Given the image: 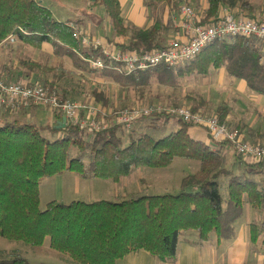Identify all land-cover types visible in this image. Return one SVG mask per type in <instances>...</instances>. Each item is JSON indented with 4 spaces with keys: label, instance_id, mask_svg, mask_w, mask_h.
I'll use <instances>...</instances> for the list:
<instances>
[{
    "label": "trees",
    "instance_id": "1",
    "mask_svg": "<svg viewBox=\"0 0 264 264\" xmlns=\"http://www.w3.org/2000/svg\"><path fill=\"white\" fill-rule=\"evenodd\" d=\"M88 1L90 7L105 8L116 37L128 35L120 0ZM146 3L151 8L168 5L177 12L182 0H146ZM208 3L202 23H212L224 7L239 4L243 11L252 10L247 0H208ZM73 24L58 20L38 0H0V43L11 35L35 48L50 43L56 56L71 58L77 69L98 71L120 84L135 87H147L151 78L161 83H178L191 74L206 75L213 68L223 67L229 76L245 79L250 89L264 94V49L255 38L218 40L204 48L195 60L178 66L162 64L141 72H125L110 63L101 70L90 67L88 58L97 52L84 48L74 37ZM166 29L156 21L150 28L133 31L121 46L131 51L163 47ZM19 63L27 77L41 68L28 58L20 59ZM44 85L59 91L54 81H45ZM92 94L103 105L109 102L102 90L95 88ZM60 96L68 99L65 92ZM201 103L193 108L199 109ZM228 112L226 106L219 107L215 115L226 122ZM62 119L63 114L57 113L56 120L44 124L17 119L0 121L1 237L33 246H41L49 238L53 249L79 264H116L140 250L166 262L177 258L182 233L196 232L197 243L213 235L231 239L246 202L258 210L264 209V184L253 177L264 171V160L247 162L246 172L236 173L235 166L243 160L234 152L235 162L227 167L222 148L229 142L193 138L189 133L193 124L174 114L161 111L139 116L137 120L151 119L155 129L154 123L161 119L164 124L176 119L179 127L155 136L148 132L137 134L132 126L126 142L119 134L124 129L119 122L90 130L69 121L63 126ZM176 157L199 162L196 171L181 178L178 192L130 194L123 199L92 202L51 200L45 208L40 206V183L44 178L71 171L86 178L119 181L139 167H167ZM251 228L255 240L262 231L258 224H252ZM0 264L32 263L14 253L1 258Z\"/></svg>",
    "mask_w": 264,
    "mask_h": 264
},
{
    "label": "crops",
    "instance_id": "2",
    "mask_svg": "<svg viewBox=\"0 0 264 264\" xmlns=\"http://www.w3.org/2000/svg\"><path fill=\"white\" fill-rule=\"evenodd\" d=\"M38 1L52 10L50 7L52 3L46 4L44 0ZM50 1L52 2V0ZM247 1L251 4L252 10L243 11L238 4L235 7H231L232 12L249 15L254 18H264V0ZM120 3L122 7L121 15L125 25L129 27L128 35L124 38L116 37L113 28L110 29L103 24L105 22L104 15L98 12L99 16L97 14L93 17V21L96 23L94 24L96 26L94 29L97 30V33L103 35L99 37L103 43H112L117 47L123 48L121 43L128 40L131 32L150 28L156 21H160L167 27L163 31L162 36L164 43L183 33L181 27L183 16L181 12L174 11L168 5L161 4L158 7L151 8L147 5L146 0H120ZM182 3L192 6L200 20L205 18L209 8L208 0H182ZM224 8L221 9L220 15L225 12ZM65 22L71 23L72 21ZM90 33L93 35L91 31ZM24 49L25 44L16 35L8 36L0 43V78L10 81H37L41 73L40 70L44 66L42 62L44 55L41 53L44 50L49 51L47 54L51 55L55 65L57 63L61 65L65 62V57H58L53 53L52 45L44 43L41 48H36L37 50L32 53V56L28 57V59L38 62L41 68L27 77L24 76V68L19 63L20 59L25 58L21 55ZM226 76L225 84H227L228 99H217L216 104L210 105L203 102L198 108L216 114L219 107L226 106L229 109L225 118L226 123L233 128L239 129L246 140L264 144V94H259L250 89L245 79L231 77L227 72ZM237 79L239 82L236 81ZM48 81L52 82L54 79H49ZM56 83L57 85L59 84L58 81ZM71 88L63 85L58 86L60 94L65 92L66 98H70L73 93ZM196 104L194 103L193 105ZM57 113L61 112L42 106H31L28 107L25 115L28 118H37L45 115L48 117L47 122H53L56 120ZM0 119L5 120L1 116ZM189 133L193 138L205 142H210L211 140L207 130L198 125L190 126ZM126 140L127 138H124L125 142ZM140 169L141 167L136 168L131 174L121 178L119 181L96 177L86 178L74 172L65 171L62 174L47 177L50 179V185L45 190H42L41 183H43L44 178L40 183V204L44 197H48L46 204L51 200L70 203L76 200L86 202L118 200L130 194H161L179 191L180 181L184 175L178 176L179 181L177 182V178V180L169 179L164 173L157 175L158 173L154 172V170L144 172ZM197 169V165L193 166V170L196 171ZM252 216V220L241 221V218H238L235 222L236 234L231 239L218 238L213 235L210 239L197 243L196 232L182 233L178 238L177 258L173 261L160 262L150 252L140 250L117 260L116 264H264V225L261 226L260 223L256 222V220L260 219L259 216ZM252 224H258L262 231L258 236V230H254L256 236H258L255 240H252Z\"/></svg>",
    "mask_w": 264,
    "mask_h": 264
},
{
    "label": "rangeland",
    "instance_id": "3",
    "mask_svg": "<svg viewBox=\"0 0 264 264\" xmlns=\"http://www.w3.org/2000/svg\"><path fill=\"white\" fill-rule=\"evenodd\" d=\"M44 1L46 4L52 3V6L50 7L52 8L54 16L58 20L64 22L72 21L75 25L85 31L89 33L91 31L94 36H103L97 33V30L94 29L96 28L94 25L96 23L93 21V17L97 15L98 12H101L104 15L105 22H103V24L110 29L112 28V24L109 21L105 8L103 6L90 7V2L88 0ZM47 44L51 46V44ZM36 50L35 47L25 44V49L21 55L28 58L29 56H32V53H35ZM41 53L44 55V58H42L44 66L40 70L41 73L37 78V81L44 84L47 79H54V82H59L57 87L59 85L72 87L71 89L73 90V93L70 95L71 99L83 101L95 100L100 105H103V102L97 100L92 94V91L95 88L104 91L109 98V102L107 105H103L98 120H102L105 123L116 119L120 110L125 107L139 108L146 105L158 104L162 105L164 108H171L177 106H191L194 103L199 102H205L210 105L216 104L215 102H217V99H228V91L226 90L227 84H225V78H227V76L224 68L220 70L213 68L206 75L194 73L186 76L178 83L173 81L169 83H161L156 78H151L147 87H135L128 83L120 84V82L110 77L101 75L98 71L88 72L79 70L69 57H65V62L63 64L60 65L57 63L55 65V62L52 61L51 55L47 54L49 53L48 50H44ZM48 80L46 82H49ZM236 81H238V79ZM26 110L27 109H0V116L5 118V120L18 119L20 121L34 122L37 124H44L48 121V117L45 115L37 118H28L25 115ZM204 112L212 114L208 111ZM103 118L105 120H103ZM151 122V119L136 120L133 122L132 126L137 134L148 132L155 136L168 134L179 127V123L176 119H170L167 124L163 123L164 120H159L157 123H154V125L157 126V129L152 127ZM129 129L130 128L124 127L123 131H119V134L123 135L126 139ZM222 151L226 154L227 167L232 166L235 162L233 148L231 147L230 149V146L226 145L222 148ZM241 159L243 161L239 162L234 169L238 174L245 173V164L250 162L245 158L241 157ZM196 165L199 167V162L196 160L176 157L167 167L159 169L141 167L140 170H143L144 172L154 170V172L158 173L157 175H162L164 173L169 179L172 178L177 180L180 175L194 172L195 170H193V166ZM253 177L264 184V171ZM49 180V178L43 180V183H41L42 190L48 188L50 185ZM178 181L179 179L177 182ZM46 199H48V197H44L40 204L42 209L46 207ZM252 215L259 216L260 219L256 220V222L260 223L261 226L264 225V209L258 210L246 202L240 220H252ZM14 253L21 254L32 264H79L72 261L67 254L53 249L50 245L49 238H46L43 245L33 246L21 240H11L0 236V259L9 257Z\"/></svg>",
    "mask_w": 264,
    "mask_h": 264
},
{
    "label": "built area",
    "instance_id": "4",
    "mask_svg": "<svg viewBox=\"0 0 264 264\" xmlns=\"http://www.w3.org/2000/svg\"><path fill=\"white\" fill-rule=\"evenodd\" d=\"M212 23H202L192 6L182 3L180 12L183 16L179 35L163 47L131 51L117 47L112 43H103L101 38L84 29L74 26V37L82 46L97 52L88 58L90 67L103 69L107 63L115 64L121 71L141 72L157 65L178 66L195 60L201 51L210 44L235 37H250L258 40L264 49V18L234 13L230 7ZM31 106H42L63 113L67 121L82 128L100 130L107 123L98 120L103 105L95 100L63 99L57 91L50 90L38 81H10L0 78V109L19 110ZM165 111L176 115L186 122L205 128L210 137L216 141L230 143L233 152L256 162L264 160V144L246 140L239 129L220 121L215 114H209L193 106L164 108L162 105H146L139 108L125 107L120 110L116 119L126 128H131L139 116L153 112ZM103 120H105L103 118Z\"/></svg>",
    "mask_w": 264,
    "mask_h": 264
},
{
    "label": "water",
    "instance_id": "5",
    "mask_svg": "<svg viewBox=\"0 0 264 264\" xmlns=\"http://www.w3.org/2000/svg\"><path fill=\"white\" fill-rule=\"evenodd\" d=\"M67 122V119L64 117L63 120H62V125L64 126Z\"/></svg>",
    "mask_w": 264,
    "mask_h": 264
}]
</instances>
